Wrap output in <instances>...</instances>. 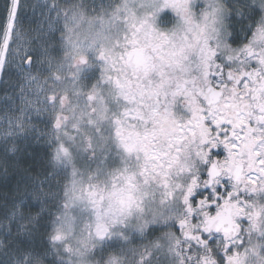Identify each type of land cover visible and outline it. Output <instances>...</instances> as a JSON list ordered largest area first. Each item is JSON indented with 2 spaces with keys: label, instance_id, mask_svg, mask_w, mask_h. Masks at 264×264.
<instances>
[{
  "label": "snow or ice",
  "instance_id": "1",
  "mask_svg": "<svg viewBox=\"0 0 264 264\" xmlns=\"http://www.w3.org/2000/svg\"><path fill=\"white\" fill-rule=\"evenodd\" d=\"M0 92V264H264V0H3Z\"/></svg>",
  "mask_w": 264,
  "mask_h": 264
},
{
  "label": "trees",
  "instance_id": "2",
  "mask_svg": "<svg viewBox=\"0 0 264 264\" xmlns=\"http://www.w3.org/2000/svg\"><path fill=\"white\" fill-rule=\"evenodd\" d=\"M3 3V0H0V5H2ZM31 17H32V14H31ZM33 148H35L36 152L39 153L40 156L43 155L42 151H41V148L39 145H33ZM29 152L31 153L32 152V149H29Z\"/></svg>",
  "mask_w": 264,
  "mask_h": 264
},
{
  "label": "rangeland",
  "instance_id": "3",
  "mask_svg": "<svg viewBox=\"0 0 264 264\" xmlns=\"http://www.w3.org/2000/svg\"><path fill=\"white\" fill-rule=\"evenodd\" d=\"M31 14H32V13H31V10H28V11H27V15H28L29 19H31Z\"/></svg>",
  "mask_w": 264,
  "mask_h": 264
},
{
  "label": "flooded vegetation",
  "instance_id": "4",
  "mask_svg": "<svg viewBox=\"0 0 264 264\" xmlns=\"http://www.w3.org/2000/svg\"><path fill=\"white\" fill-rule=\"evenodd\" d=\"M3 95V93L2 92H0V96H2ZM0 107H2V105H0Z\"/></svg>",
  "mask_w": 264,
  "mask_h": 264
}]
</instances>
